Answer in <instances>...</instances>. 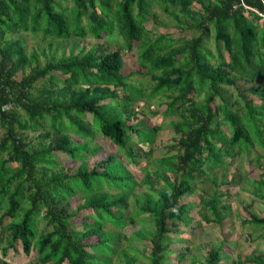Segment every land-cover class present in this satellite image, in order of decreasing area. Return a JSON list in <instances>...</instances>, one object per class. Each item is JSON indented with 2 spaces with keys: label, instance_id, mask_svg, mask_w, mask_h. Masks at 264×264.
<instances>
[{
  "label": "trees",
  "instance_id": "16d2710c",
  "mask_svg": "<svg viewBox=\"0 0 264 264\" xmlns=\"http://www.w3.org/2000/svg\"><path fill=\"white\" fill-rule=\"evenodd\" d=\"M65 1L0 0V127L5 130L0 139V245L6 243L7 257L0 264H10L12 252L28 256L33 250L42 264H113L115 255L121 256L119 264H164L171 253L170 225L189 220L195 204L184 198L208 174L209 164L235 163L255 143L264 146V0H71L72 6ZM197 4L198 10L193 8ZM153 6L191 35L164 33L153 39L145 25ZM21 32L43 40H103L117 33L127 51L138 49L144 74L154 82L149 96L166 94L170 100L159 102L166 107L162 115L180 116L174 128L181 138L169 148L175 153L157 160L161 171L154 175L164 188L153 174L140 181L115 155H100L91 146L98 135L128 146L134 133L139 142L153 143L160 129L131 123L139 120L136 104L143 91L124 73L122 50L52 56L41 66L39 54L29 59L25 41L14 38ZM241 81L262 82L249 90L261 105L242 93L241 101L227 96ZM18 108L27 120L18 116ZM28 131L51 142L36 148L24 138ZM72 134L83 142H75ZM127 154L137 161L133 148ZM61 155L82 164L77 171L53 172ZM258 183L263 191L264 180ZM142 185L148 191L138 193L135 211L148 215L140 223L153 228L131 236L108 231L107 223L126 227L131 196ZM78 192L87 197L85 203L68 213L64 203ZM200 205L199 214L208 222L219 224L227 217L223 210L228 206L218 195L200 197ZM79 213H84L82 230L72 226ZM250 217L258 230L264 229V218ZM40 220L52 230L41 232ZM122 238L126 249L117 247ZM143 239L152 246L142 252L132 243ZM143 257L147 263L139 262ZM222 258L221 246L216 247L200 264H221ZM237 264H264V256Z\"/></svg>",
  "mask_w": 264,
  "mask_h": 264
},
{
  "label": "rangeland",
  "instance_id": "374dc122",
  "mask_svg": "<svg viewBox=\"0 0 264 264\" xmlns=\"http://www.w3.org/2000/svg\"><path fill=\"white\" fill-rule=\"evenodd\" d=\"M66 4L73 5L71 0L65 1ZM196 6V7H195ZM193 8L198 10L200 6L197 4ZM155 14V17L153 16ZM146 28L151 33V37L156 39L164 33L172 34L175 38L187 37L191 35L190 31L180 28L175 19L162 11L160 7L153 6L152 15L146 22ZM15 39H23L25 41L26 56L31 59L32 54L37 52L40 58V64L43 66L47 58L54 56L55 58L69 57L72 54H78L83 50L95 49L98 53L102 49L109 51L122 50L125 57L124 73L130 75V83L135 87L142 89L143 94L140 100L137 101L136 109L139 111V120L130 119L132 124H138L141 128H152L155 125L160 127L154 142L142 143L138 141L137 134L130 136L128 146H116L110 138H104L98 135L91 144L94 148L100 149V155L113 154L121 161H123L129 170L136 176L138 180L147 179V176L156 174V171H161L157 162L158 159L172 155L169 148L175 145L181 138L175 128L174 123L180 120L177 114L162 115L166 107L159 103L161 99L170 100L166 94L151 98L149 95L154 82L150 76L144 74L145 69L140 65L138 58V49L129 52L125 49V44L117 33L111 39H95V38H72V39H54L50 38L43 40L41 35L35 36L32 33H15ZM214 53H216L214 45L211 44ZM45 54V55H44ZM138 70L140 71L138 73ZM58 86H63L60 77L56 78ZM262 82H238V88L227 92V96L233 101H241V93L248 100H256L257 105H261L258 98L249 91L253 87L261 86ZM39 95L34 94V98H39ZM203 101L204 95L198 97ZM160 110V113L158 112ZM19 117L26 119L22 110L17 109ZM87 122L92 121V116L85 119ZM5 130L0 127V139L4 136ZM73 140L77 143L83 142V139L77 135L72 134ZM27 142H34V147L40 148L51 142L50 138H42L39 132L28 131L24 134ZM133 148L137 155V161L131 159L127 154ZM148 153V156L145 154ZM140 154V155H139ZM7 157V154H3ZM143 156V157H142ZM92 159V157L90 158ZM80 161V162H79ZM82 160L69 159L65 155L59 156L53 172H60L72 168L77 171L81 166ZM14 164L12 167H16ZM210 169H207L208 174L202 179L195 181V186L192 194L184 198L185 203L193 202L194 208L190 211L189 220L186 223H175L170 225L171 233L169 234L172 241L170 249L171 253L166 254L164 264H200L204 262L208 252L216 247L222 248L223 258L221 264H237L240 260L246 262L251 257L259 255L264 256V229H257L255 224H252L250 215H255L258 218H264V190L259 189L258 181L264 180V146L255 143L252 151L244 153L238 158L235 163L224 161L222 165L209 164ZM168 175L171 181L175 179L173 173ZM160 188H164V181L157 178L155 175L151 177ZM214 180V181H212ZM216 184H215V183ZM257 182V183H256ZM118 190L115 189L114 193ZM148 191L147 185H142L134 191L131 196L126 213L130 216L125 228H118L111 223L106 224V229L115 233H122L128 236L142 228L152 229L153 225L147 222L143 226V222L148 218V215H138L136 213L137 195L139 192ZM218 195L221 204L228 206L223 210L227 217L219 224L208 222L203 219L199 212L202 206L200 205V197H212ZM86 196L78 192L77 195L67 200L64 207L68 213L76 212L80 204L85 203ZM84 213L75 217L72 220V226L77 230H82ZM11 219H6L9 223ZM188 222V223H187ZM39 230L49 231L52 228L48 227L45 220H40L38 224ZM132 245L139 251H144L146 248L152 246L150 240H135ZM6 243L0 245V258L7 259L3 255V248ZM129 244L126 239L121 240L117 247L128 248ZM12 254V255H11ZM8 260L10 264H42L39 261V253L33 250L31 255H13V252ZM183 254V255H182ZM147 255V253H146ZM142 257V256H141ZM11 260V261H10ZM139 262L147 263L146 258H141ZM122 263L121 256L115 255L113 257V264Z\"/></svg>",
  "mask_w": 264,
  "mask_h": 264
}]
</instances>
